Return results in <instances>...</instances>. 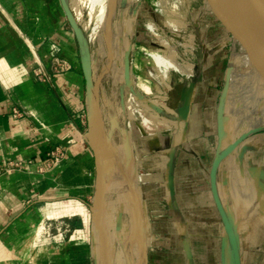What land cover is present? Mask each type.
Listing matches in <instances>:
<instances>
[{"label": "crops", "instance_id": "crops-1", "mask_svg": "<svg viewBox=\"0 0 264 264\" xmlns=\"http://www.w3.org/2000/svg\"><path fill=\"white\" fill-rule=\"evenodd\" d=\"M53 43L69 70L54 68ZM80 55L61 0H0V164L24 163L0 175V264H117L136 178L144 264H237L236 250L241 264H255L250 252L264 249V62L232 83L226 72L223 86L219 67L202 72L189 60L191 74L173 71L171 82L174 73L184 80L167 101L184 131L124 130L122 160L106 143ZM40 63L51 82L36 77ZM56 145L69 159L40 171ZM98 184L117 198L93 211ZM49 222L60 230L43 234Z\"/></svg>", "mask_w": 264, "mask_h": 264}, {"label": "rangeland", "instance_id": "rangeland-1", "mask_svg": "<svg viewBox=\"0 0 264 264\" xmlns=\"http://www.w3.org/2000/svg\"><path fill=\"white\" fill-rule=\"evenodd\" d=\"M109 7L115 8L111 30L107 26V15L106 21L101 24L102 14L98 7L95 9L91 5L85 7L83 23L72 11L83 28L87 40L91 37V42L88 40V43L93 56V76L96 80L102 77L100 95L103 125L113 141L112 147L116 158L122 159V147L124 148L125 144L124 130H127L133 138L135 130L140 131L136 119L141 118L145 122L149 119L144 115L145 108L149 107L152 113L165 116L167 112L161 103L167 102L171 106L166 97L169 96L170 99V96L173 98L178 96L179 91L175 90V87L178 80L183 78L182 75L174 73L173 88L163 93L158 92V86L155 81L151 80L156 79L157 76L148 75V69L151 66L148 58H151L152 63L159 64L165 60L164 55L167 54L168 47L162 44L160 38H164L168 42L170 51L173 49L182 58H189L195 63V67L197 64L202 72L210 66L211 68L219 67L221 70L218 81L220 86H223L225 82L226 72L231 73L230 83H232L236 71L260 70L261 63L259 62H264V48L248 26L241 23L239 31L249 39L253 47L248 54L251 45L236 32L239 25L237 21L233 20L229 13L223 14L226 11L222 8L220 0H137L135 2L109 0L107 10ZM149 21L154 22L155 27L152 33L147 29ZM191 34H195V48L193 52L185 55L181 44ZM80 63L83 68L82 57H80ZM67 70L65 67L60 72ZM131 99H134L133 103L128 107L130 105L128 100ZM152 101L157 102L153 103ZM119 105L125 106V117L118 114ZM168 116L176 118L175 115ZM87 128L89 129L88 123ZM172 129V127L168 128L163 124L160 125V131L156 134L172 136L174 135ZM139 133L142 137L147 136V133L142 131ZM114 182L116 181L114 180ZM114 182L113 184H115ZM117 190L115 188L114 195L102 197L103 190L99 185L96 196H93L89 201L92 210L95 211L96 207L100 206L105 199L111 201V198H114L116 200ZM97 195L100 198H97ZM95 217L94 220H96ZM125 217L127 218V215ZM126 218L123 221L127 224L128 218ZM100 230L96 231L101 239V225ZM129 230L130 226L127 227V232ZM127 240L128 234L124 233V240L115 241L113 260H115L118 247L121 244L127 245ZM250 254H253L256 259L255 264H264V249L251 251ZM128 256L131 258L129 253ZM112 263L114 264V261Z\"/></svg>", "mask_w": 264, "mask_h": 264}, {"label": "bare ground", "instance_id": "bare-ground-1", "mask_svg": "<svg viewBox=\"0 0 264 264\" xmlns=\"http://www.w3.org/2000/svg\"><path fill=\"white\" fill-rule=\"evenodd\" d=\"M129 1L135 2L137 0H129ZM87 5H91L93 9L98 7L101 10V14H102L101 24H103L106 21L109 0H70V6L72 10L74 11L77 19L81 23L84 22V9ZM154 27H155L154 22L152 23V21H149L147 23V29L150 31V33L154 31ZM160 39H161L162 44L168 47V49H166L167 54L164 55L165 60H163V62H160L159 64L152 63L153 61L151 60V58L150 57L148 58L151 63V66L148 69V75L153 74L157 76L156 79H151V78L150 79L155 81L156 85L158 86V92L163 93L173 88L172 82L169 80V76L173 71H178V72L180 71V72H183L184 74L189 75L193 71L194 64L191 61H189L190 60L189 58H182L173 49L170 51L169 50L170 46L168 45V42H166L164 38H160ZM194 45H195V34H191L181 44V46L185 50V55L187 53L193 52L195 48ZM166 98L168 99V97ZM133 100L134 99L128 100L130 104L128 107L131 106V104L133 103ZM152 102L156 103L157 101H152ZM161 105L164 107L168 115H173V116L175 115L176 118L174 119L173 117L168 116V115L160 116L158 114L152 113L151 109L147 107L145 108V111H144V115L149 117V119H147V122L143 121V119L141 118L136 119V121H138L139 123V128H140L139 132L142 131L143 133H148V135H156V133L160 131L159 130L160 125H163V124L168 126V128L172 127L173 128L172 132L174 135H176V133H178L180 130L182 132L184 131L186 122L184 118L181 116V114L178 111H176L174 108L166 104L165 102H162ZM118 112L120 115H124L123 106H120L118 108ZM128 158H129V174L133 178L134 177L133 174L135 173V170H137L136 169L137 163L134 158L130 156ZM132 191H133L134 205L129 208L130 223H131L129 240H128L127 245L122 246L120 250L118 251L117 256H116L117 264H144L145 243H144V234L142 230V223H143L142 190H141V186L139 184L138 178H136L135 181L132 180ZM128 253L130 254V257H131L130 263L128 261Z\"/></svg>", "mask_w": 264, "mask_h": 264}, {"label": "water", "instance_id": "water-1", "mask_svg": "<svg viewBox=\"0 0 264 264\" xmlns=\"http://www.w3.org/2000/svg\"><path fill=\"white\" fill-rule=\"evenodd\" d=\"M65 12L67 14V18L72 26L75 34L78 38L81 50V57L83 62V68L88 79V83L90 88L92 89L93 95L97 101V109L99 112V116L101 117V121L103 124V108L101 102V95H100V85L102 77H99L97 80L93 76V59L90 50V46L88 40L85 36L84 30L81 25L78 23L69 3V0H61ZM116 1V0H115ZM222 8L226 11L223 13L224 15H231V18L237 21L238 28L236 30L237 33L240 34L241 37L245 38L247 42L249 39L241 34L240 24H245L254 34L255 38L259 42V44L264 48V0H220ZM115 16V8L109 7L107 13V26L108 29H112L113 22ZM245 40V41H246ZM251 45V43L249 42ZM253 47L251 45L252 51ZM112 58V54L110 55ZM104 136L108 146L112 145V139L109 133L104 128ZM236 258L237 264L240 263V255L238 250H236Z\"/></svg>", "mask_w": 264, "mask_h": 264}, {"label": "built area", "instance_id": "built-area-1", "mask_svg": "<svg viewBox=\"0 0 264 264\" xmlns=\"http://www.w3.org/2000/svg\"><path fill=\"white\" fill-rule=\"evenodd\" d=\"M88 40L91 42V37L88 38ZM60 53H61V47L57 43H53L51 45V55H52V62L54 64V68L59 72L61 71L62 68L65 67L66 69L69 70L71 68L70 64L66 60H64V58L61 57ZM35 73L38 80L43 82L45 81L51 82V78L48 75L45 65L40 63ZM14 114L19 115L20 111L15 108ZM68 159H69V155L66 148L62 145H56L47 152V158L44 164L40 166V171L44 172L49 168L59 166L60 164L65 163ZM23 165L24 163L20 161H9L7 163L0 164V175L4 174L5 172L11 169H21L23 168ZM54 229L60 230V228L56 226L54 222L52 223L49 222L48 224H45L43 228V234L49 235Z\"/></svg>", "mask_w": 264, "mask_h": 264}]
</instances>
